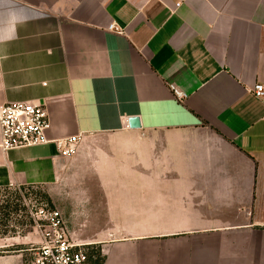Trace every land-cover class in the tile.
Segmentation results:
<instances>
[{
    "label": "crops",
    "instance_id": "obj_1",
    "mask_svg": "<svg viewBox=\"0 0 264 264\" xmlns=\"http://www.w3.org/2000/svg\"><path fill=\"white\" fill-rule=\"evenodd\" d=\"M257 83L264 0H0V107L79 139L0 148V189L46 193L96 264H264ZM36 234L0 237V264H33Z\"/></svg>",
    "mask_w": 264,
    "mask_h": 264
},
{
    "label": "built area",
    "instance_id": "obj_2",
    "mask_svg": "<svg viewBox=\"0 0 264 264\" xmlns=\"http://www.w3.org/2000/svg\"><path fill=\"white\" fill-rule=\"evenodd\" d=\"M110 29L119 32L114 25ZM172 90L178 99L185 98V95L175 88ZM250 94L264 105V84L257 83L250 90ZM49 128L48 113L43 105L14 102L0 107V148L4 152L53 143L61 156H72L79 139L52 141L48 138ZM30 216L34 229L42 238L33 264H92L94 258L92 245L71 240L62 215L57 209L34 201Z\"/></svg>",
    "mask_w": 264,
    "mask_h": 264
},
{
    "label": "rangeland",
    "instance_id": "obj_3",
    "mask_svg": "<svg viewBox=\"0 0 264 264\" xmlns=\"http://www.w3.org/2000/svg\"><path fill=\"white\" fill-rule=\"evenodd\" d=\"M34 201L42 202L49 208H53L48 195L40 190L0 189V237L31 236L37 233L30 216ZM28 243L30 245L32 241L29 240ZM97 260V258L92 259V264H96Z\"/></svg>",
    "mask_w": 264,
    "mask_h": 264
},
{
    "label": "water",
    "instance_id": "obj_4",
    "mask_svg": "<svg viewBox=\"0 0 264 264\" xmlns=\"http://www.w3.org/2000/svg\"><path fill=\"white\" fill-rule=\"evenodd\" d=\"M129 125L131 128H140V119L138 118H131L129 119Z\"/></svg>",
    "mask_w": 264,
    "mask_h": 264
},
{
    "label": "trees",
    "instance_id": "obj_5",
    "mask_svg": "<svg viewBox=\"0 0 264 264\" xmlns=\"http://www.w3.org/2000/svg\"><path fill=\"white\" fill-rule=\"evenodd\" d=\"M98 258V257H97ZM99 259V258H98Z\"/></svg>",
    "mask_w": 264,
    "mask_h": 264
}]
</instances>
